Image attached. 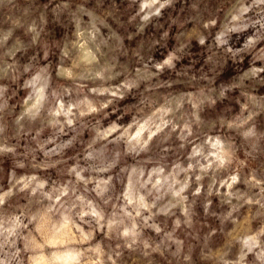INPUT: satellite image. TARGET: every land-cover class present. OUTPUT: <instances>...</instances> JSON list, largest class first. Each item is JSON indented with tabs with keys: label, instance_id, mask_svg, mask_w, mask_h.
<instances>
[{
	"label": "clouds",
	"instance_id": "1",
	"mask_svg": "<svg viewBox=\"0 0 264 264\" xmlns=\"http://www.w3.org/2000/svg\"><path fill=\"white\" fill-rule=\"evenodd\" d=\"M0 264H264V0H0Z\"/></svg>",
	"mask_w": 264,
	"mask_h": 264
}]
</instances>
